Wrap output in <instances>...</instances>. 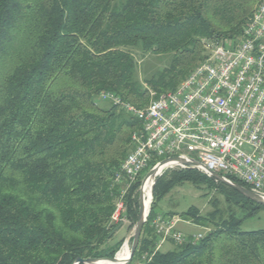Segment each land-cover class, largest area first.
Returning <instances> with one entry per match:
<instances>
[{
	"label": "trees",
	"instance_id": "trees-1",
	"mask_svg": "<svg viewBox=\"0 0 264 264\" xmlns=\"http://www.w3.org/2000/svg\"><path fill=\"white\" fill-rule=\"evenodd\" d=\"M262 1L0 0V264L116 255L123 240L112 245L110 234L124 182L115 178L142 121L102 93L147 106L151 90L176 89L205 59L207 40L241 36ZM151 55L166 65L140 77ZM139 179L123 198L129 220L138 218ZM185 180L216 182L241 215L190 207L184 214L212 229L143 264H264V228L241 229L264 205L193 167L157 177L155 200ZM155 207L131 261L156 246Z\"/></svg>",
	"mask_w": 264,
	"mask_h": 264
},
{
	"label": "built area",
	"instance_id": "built-area-1",
	"mask_svg": "<svg viewBox=\"0 0 264 264\" xmlns=\"http://www.w3.org/2000/svg\"><path fill=\"white\" fill-rule=\"evenodd\" d=\"M206 58L179 86L153 98L143 108L123 101L112 92L101 99L112 101L142 121L132 133L133 148L123 161L115 181L123 183L112 221L124 210L130 185L149 167L179 156L204 165L210 176L216 171L238 178L264 198V0L238 39H209ZM174 166L169 163L165 171ZM230 176V177H229ZM176 216L157 215L154 227L159 239L151 259L165 242H196L202 233L185 235L176 227Z\"/></svg>",
	"mask_w": 264,
	"mask_h": 264
},
{
	"label": "rangeland",
	"instance_id": "rangeland-1",
	"mask_svg": "<svg viewBox=\"0 0 264 264\" xmlns=\"http://www.w3.org/2000/svg\"><path fill=\"white\" fill-rule=\"evenodd\" d=\"M258 6H256V9ZM239 37L240 36H237L235 38H224V39H238ZM166 58L167 57L165 56L151 55L143 59V61H140V67H139L140 77H142L147 72H150L152 70L156 71L162 69L166 65ZM153 92L154 91L151 90L150 93L151 99L154 97L152 94ZM103 103L106 104L107 102H103ZM131 144H132V138H131ZM178 168H185V167H181V166L171 167L166 171H164V173L161 174L160 177L165 179L170 176L173 170ZM150 169L151 166H149L142 173V178H140L139 180L142 181L143 178L146 176V174L150 171ZM201 172L205 173L203 171ZM132 185L133 183L130 185V187ZM141 185L142 182L133 193V196L138 198V200L140 196ZM144 187L145 184L143 186V191L146 200L147 193L145 192ZM213 199H216L215 205L212 204ZM154 202L156 203L155 211L157 212L158 215L176 216L177 218L180 219L176 228L185 235H193L198 233H202L203 235H206L212 229V225L210 223H200L198 221H194L193 218L187 217L184 214V212L187 211L190 207L197 208L198 213L202 216H208V214L211 213L215 208H218L223 213L224 216H227L230 212H234L236 214L241 215L239 207L235 206L234 204L227 203L224 195L218 189L216 182L209 187L207 184H201L197 186L192 181L185 180L181 183H177L174 186H172V188H170V190H168V192L164 194V196L160 200L157 199L155 200L153 195L150 204L153 206ZM125 212H126V206H124V210H122L118 220L119 223L124 222V225L114 233V237L110 241V244L113 245L123 240V243L119 250V254L122 252L126 244H128L130 250L133 242L134 227L137 222V218L133 220H129L127 217H125ZM261 228H264V208L258 210L256 214H254L253 216L246 218L241 224L242 230H255ZM177 244H181V243L175 242L173 240H169L165 242V244L162 247V250H169ZM143 256L144 254L141 257L139 256L135 258L133 261L128 262L127 264H143L144 262Z\"/></svg>",
	"mask_w": 264,
	"mask_h": 264
},
{
	"label": "water",
	"instance_id": "water-1",
	"mask_svg": "<svg viewBox=\"0 0 264 264\" xmlns=\"http://www.w3.org/2000/svg\"><path fill=\"white\" fill-rule=\"evenodd\" d=\"M169 163L177 164V165H183V166H187V167H193V168H197L199 166L204 167V165L197 160H194V159L186 160V159L181 158L179 156H173V157L163 159L162 161H160L159 164H157L156 166H154L153 168L150 169V171L146 174V176L142 180V185H141V189H140V196H139V213H138L136 225L134 227L133 242H132V245L130 248V254H129L128 258L126 260H124V262H122L121 264H127L134 257L136 250L138 249V246L140 244V240H141V236H142V232H143L145 223L147 221L148 215H149L151 208H152L151 204L148 207V209L145 206V197H144V192H143V186H144L145 182L152 181L151 192H152V198H153L154 185H155L156 178L164 173L165 167ZM209 173H210V176L214 177L217 181H220V182L224 183L225 185L232 187L233 189H235L236 191L245 195L247 198L253 200L254 202L261 204V205H264V198L260 194L251 190L250 188H248V187H246V186H244V185H242L236 181H233L232 179H229V178L223 176L222 174H220L216 171L210 170ZM123 225H124V222H120L112 230L110 235H113ZM118 254H119V251L116 253V255L114 257H111V258H93V257L82 258V257H78L76 259V261L74 262V264H102V261L116 262L118 260Z\"/></svg>",
	"mask_w": 264,
	"mask_h": 264
},
{
	"label": "bare ground",
	"instance_id": "bare-ground-1",
	"mask_svg": "<svg viewBox=\"0 0 264 264\" xmlns=\"http://www.w3.org/2000/svg\"><path fill=\"white\" fill-rule=\"evenodd\" d=\"M151 187H152V181H147L144 187V190L147 193V199L145 200V206L147 209L150 206L152 200ZM129 254H130V250L128 244H126L122 252L118 254V260L116 262L102 261V264H121L122 262H124V260L128 258Z\"/></svg>",
	"mask_w": 264,
	"mask_h": 264
}]
</instances>
